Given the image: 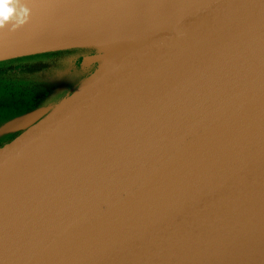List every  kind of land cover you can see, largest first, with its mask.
Segmentation results:
<instances>
[{
	"label": "water",
	"instance_id": "obj_1",
	"mask_svg": "<svg viewBox=\"0 0 264 264\" xmlns=\"http://www.w3.org/2000/svg\"><path fill=\"white\" fill-rule=\"evenodd\" d=\"M22 3L0 66L64 56L3 110L0 264H264V0Z\"/></svg>",
	"mask_w": 264,
	"mask_h": 264
},
{
	"label": "flooded vegetation",
	"instance_id": "obj_2",
	"mask_svg": "<svg viewBox=\"0 0 264 264\" xmlns=\"http://www.w3.org/2000/svg\"><path fill=\"white\" fill-rule=\"evenodd\" d=\"M63 56L62 53H53L41 60L0 66V112L12 108L31 111L39 107L52 93L50 79ZM2 117L0 113V119ZM10 118L9 113L3 120ZM12 135L0 136V146Z\"/></svg>",
	"mask_w": 264,
	"mask_h": 264
},
{
	"label": "clouds",
	"instance_id": "obj_3",
	"mask_svg": "<svg viewBox=\"0 0 264 264\" xmlns=\"http://www.w3.org/2000/svg\"><path fill=\"white\" fill-rule=\"evenodd\" d=\"M30 18V9L22 0H0V29L6 26L13 30L25 25Z\"/></svg>",
	"mask_w": 264,
	"mask_h": 264
},
{
	"label": "rangeland",
	"instance_id": "obj_4",
	"mask_svg": "<svg viewBox=\"0 0 264 264\" xmlns=\"http://www.w3.org/2000/svg\"><path fill=\"white\" fill-rule=\"evenodd\" d=\"M11 111H8V112H0L2 115H3V117L0 119V122H2L1 120H3L6 116H8V114L10 113Z\"/></svg>",
	"mask_w": 264,
	"mask_h": 264
}]
</instances>
